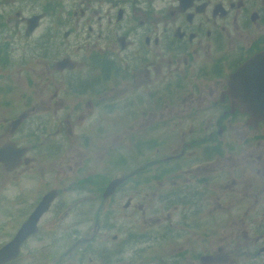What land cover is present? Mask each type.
I'll return each mask as SVG.
<instances>
[{"label": "flooded vegetation", "instance_id": "flooded-vegetation-1", "mask_svg": "<svg viewBox=\"0 0 264 264\" xmlns=\"http://www.w3.org/2000/svg\"><path fill=\"white\" fill-rule=\"evenodd\" d=\"M5 2L7 6L22 3L21 10L26 14L19 18L22 34L13 36L18 40L20 36L31 40L44 24L37 40H32L44 50L48 36L60 53V40L66 41L75 34L78 25L82 32L86 28L84 43L88 49L85 65L84 61L76 65L69 54L61 55L50 66L39 61V72H46L44 90L47 94L52 86V91L47 94L45 105L42 99L37 105L34 98L26 111L10 117L25 115L13 137L5 141L23 146L28 153L32 143L22 144L17 135L24 123L28 122V134L31 130L42 133V122L51 119L52 134L61 136L64 132L71 138L72 120L90 116L92 106L99 107L97 114L103 115L107 112L105 106L117 102L140 114L148 109L153 116L161 101L160 109L185 124H171L169 131L164 125L154 127L156 131L160 125L181 140L177 152L163 156L165 165L153 159L140 162L119 176L121 183L111 196L103 197L104 189L101 190L102 225L86 228L84 235L70 225L56 233L50 226L44 227L46 219L40 217L36 231L21 244V252L43 240L35 247L36 254L43 257L39 264H92L99 258L110 264H264V121L241 110L242 105L230 100L227 93L230 74L247 58L264 50V0ZM3 4L0 0V7ZM14 14L18 15V11ZM35 16V26L26 30L27 19ZM25 45L29 47L30 42ZM30 47L35 48L34 42ZM6 56L5 50L0 58L2 65ZM62 58H68L73 65L57 67L56 62ZM84 73L85 79L81 77ZM94 75L98 79L96 87ZM115 86L121 93L109 97L108 89ZM161 88L164 92L159 91ZM38 90L33 92L34 96ZM82 94L87 96L84 102ZM25 96V100L30 99L28 94ZM51 104L54 108H50ZM85 106L89 110L83 114ZM79 134L84 138L87 131L81 130ZM53 143L60 149L61 141L49 144ZM127 189L140 197L135 212L143 216L147 226L112 225L116 214L111 213L116 212L114 198L119 190ZM147 195L149 201L154 200L159 206L163 201L172 210L183 213L177 219L170 212L160 213L161 210L146 216L141 200L146 201ZM131 196L126 197L123 207L129 205ZM28 214L21 217L14 231ZM54 218L53 213L48 217ZM222 218L225 223H232L233 234L224 245L222 237L212 246L202 235L210 234ZM163 242L170 243L168 250H162ZM58 244L62 250L51 258L49 248ZM32 249L25 252V260L33 257Z\"/></svg>", "mask_w": 264, "mask_h": 264}, {"label": "rangeland", "instance_id": "rangeland-1", "mask_svg": "<svg viewBox=\"0 0 264 264\" xmlns=\"http://www.w3.org/2000/svg\"><path fill=\"white\" fill-rule=\"evenodd\" d=\"M1 1L4 4L0 7V58L3 57L5 50L8 56H6L7 60L3 65L0 63V90L2 91L0 92V143L6 142V139L12 138L15 134L14 131L10 132L7 125L10 117L16 116L21 111H26L34 98L37 105L40 99L43 100V105H45L48 99L47 94L52 91V86L47 94L44 90L43 83L45 82L44 75L46 72H39L41 69L39 66L42 65L39 61L44 60L50 66L61 55L69 54L76 65L79 61H84L85 65L88 54L87 46L84 43L86 38L85 26L82 32L79 30V26L76 25L75 34L66 38V41L64 39L60 40V53L55 43H53V39H49L48 36L44 41L46 44L44 50L38 48L40 45L37 47V42L32 40L33 37L37 40L36 37L40 34L44 24L40 30L38 28L31 36V40H23L24 38H21V36L19 40L13 37L15 35L19 37L22 34L23 24L19 23V18L26 14L21 10L22 3L17 2L16 4L14 2L13 5L7 6L6 0ZM16 11H18V15L14 14ZM46 22L47 20H45V24H47ZM27 41L30 42V46L34 42L35 48L27 47L25 45ZM52 72L53 70L50 69L51 75ZM101 75L102 72L99 70L98 77L102 82ZM81 77H86V73ZM97 83V76L94 75L93 86H98ZM108 86L109 84L105 87ZM39 88L40 90H38ZM37 90L38 94L35 97L33 92ZM159 91L164 92V89L161 88ZM108 92L109 97H113L118 96L121 90L115 86L109 88ZM25 94L30 96V99L27 98L28 103L25 100ZM86 97L85 94H82L81 100L84 102ZM67 106L69 107V105ZM160 106L161 101L157 103V109H154L153 116L148 109H145L146 114L145 112L140 114L132 108L122 106V103L119 102L111 107L105 106L107 112L103 115L97 114L99 107L92 106L90 116L86 115L78 121L72 120L70 122L73 128L71 138L64 132L61 136L52 134L54 125H52L53 121L51 119L42 122L43 126L40 130H42V133L45 131L43 134L37 133L36 130H31L28 134L25 131L28 122L24 123L17 135L20 137L21 140L19 141L22 144L26 141L32 143L31 150L27 153L24 149L22 153V156L29 158L28 162L8 171L0 164V244L8 240L21 217L25 215L21 213L22 208L23 210L27 209V213L33 201L48 186L59 189L61 194L50 209L47 208L41 213L42 220L46 219L45 224H43L44 227L50 226L56 233H59L63 227L70 225L77 227L78 233L84 235L88 231L86 228L91 230L95 225H102L103 203L100 193L109 179L119 177L129 172L130 169L136 168L140 162L151 161V159L165 165L162 162L163 156L175 153L180 148V138L171 136L164 129L171 130V124H174V126L185 124L183 121H178L181 119L169 116L167 111L160 109ZM50 108H54V106L51 104ZM85 110H89V107H83V114H85ZM39 113H42V111H39ZM87 116L89 117L86 118ZM31 124L34 125V123ZM158 124L164 125V129L159 125L155 131L154 127ZM151 129L154 131L150 132ZM81 130L87 131L86 137L82 138L80 136L79 132ZM47 132H50L48 137ZM155 134H158V136H154ZM36 138L38 139L36 140ZM37 141H39L38 146L35 145ZM56 141L62 142L60 149L55 147V143L52 146L49 144ZM84 142L89 143V146L84 145ZM155 148L157 152L154 151ZM178 181L182 182L179 179ZM130 190H119L117 192V196L114 198L115 206H113L116 210L113 213L116 214L111 219L113 221L112 225L147 226L143 216L135 212L140 197ZM129 195H132L129 205L123 207L124 203H127L126 197ZM25 196L26 201L21 200ZM148 196H144L146 201L141 200L146 216L158 213L155 210H161L160 213L170 212L173 219H177L183 213L179 209L172 210L163 201H160L159 206L156 201H149ZM52 213L55 218L53 220L48 219ZM124 213L126 216H123ZM224 220L222 218L220 223L211 228L210 234L202 235L205 236L206 243L209 242L213 246L217 243L218 238L221 239L222 237L221 243L223 245L228 241H226V238L233 234V229L230 228L232 223L228 221L225 223ZM236 222L238 223L237 220ZM236 225L234 224V226ZM95 231L101 232L99 229ZM194 237L190 236L191 239ZM45 241L48 242L49 239L45 238ZM42 242L44 241L41 240L39 243ZM194 242L196 240H192V243ZM39 243L25 247L22 250V254H24L17 264H39L42 262L43 257L36 254ZM169 244L163 242L164 247H162V250H168ZM28 248H33L30 250L33 257H27L25 260L23 257L28 255L25 253ZM58 248L59 244L49 248L51 249V258L62 250V247ZM92 264L110 263L100 261L99 258Z\"/></svg>", "mask_w": 264, "mask_h": 264}, {"label": "water", "instance_id": "water-1", "mask_svg": "<svg viewBox=\"0 0 264 264\" xmlns=\"http://www.w3.org/2000/svg\"><path fill=\"white\" fill-rule=\"evenodd\" d=\"M36 18L38 17L35 16L34 18L27 19L26 30L29 31L35 26ZM56 64L57 67H71L73 62L68 58H62ZM227 93L230 100L234 99V102L242 105L241 110L248 112L254 119L264 121V50L247 58L230 74ZM23 115L20 114L18 118L12 121V128L20 121ZM23 150L24 148L16 147L9 141L0 145V163L5 170H11L21 163L20 156ZM24 162H26V159H24ZM120 181L121 179L119 178L111 179L102 195L106 196L111 193ZM54 196V190H49L45 193L28 217L16 230L13 237L0 246V264L16 256L20 243L26 236L35 232L36 222L39 216L47 209Z\"/></svg>", "mask_w": 264, "mask_h": 264}]
</instances>
